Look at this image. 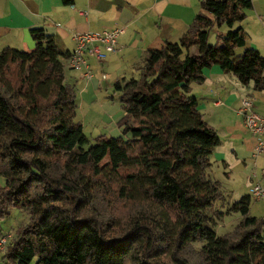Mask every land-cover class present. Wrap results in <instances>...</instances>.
Wrapping results in <instances>:
<instances>
[{
    "label": "trees",
    "instance_id": "obj_1",
    "mask_svg": "<svg viewBox=\"0 0 264 264\" xmlns=\"http://www.w3.org/2000/svg\"><path fill=\"white\" fill-rule=\"evenodd\" d=\"M200 5L179 41L149 49L138 78L114 83L125 113L122 134L99 135L95 143L75 119L76 92L65 76L70 52L54 34L34 27V49L0 50V222L14 208L30 215L0 251L3 260L264 264V218L251 215L250 194L229 208L241 215L232 232L214 229L209 211L226 196L209 169L221 139L189 94L215 65L264 90V56L247 46L237 25L253 3Z\"/></svg>",
    "mask_w": 264,
    "mask_h": 264
},
{
    "label": "crops",
    "instance_id": "obj_2",
    "mask_svg": "<svg viewBox=\"0 0 264 264\" xmlns=\"http://www.w3.org/2000/svg\"><path fill=\"white\" fill-rule=\"evenodd\" d=\"M200 2L201 0H74L73 4H64L63 0H0V50L6 47L28 51L34 49L35 42L30 30L45 27L54 34L60 50L71 53L75 49L73 37L76 33H100L121 26L124 27V33L120 35L117 50L108 54L100 69L105 70L106 67L115 70L117 77L112 83L114 85L123 78L139 77L133 75L139 74L149 49L156 48L165 40L179 41L196 15L203 10ZM252 3L251 8L244 10L245 19L237 25H241L246 32L247 46L264 56V0H252ZM242 51L243 49L238 50L239 53ZM93 61L95 60H90L92 68L95 63L98 64ZM67 68L71 69L65 63L66 81L73 87L74 79L77 81L76 87L81 81L84 82L80 92L85 94L95 80L88 82L82 72L73 70L77 74H72L66 71ZM222 73L226 72L218 65L204 69L205 81L202 84L209 85L210 80L211 83L217 82ZM68 75L71 79H68ZM260 93L264 95V90ZM218 101L221 102L220 105L223 104L218 99L213 105L220 106L215 104ZM263 165L264 159L262 168Z\"/></svg>",
    "mask_w": 264,
    "mask_h": 264
},
{
    "label": "rangeland",
    "instance_id": "obj_3",
    "mask_svg": "<svg viewBox=\"0 0 264 264\" xmlns=\"http://www.w3.org/2000/svg\"><path fill=\"white\" fill-rule=\"evenodd\" d=\"M225 29V26L220 28L222 31ZM217 33L216 30L212 32L210 42L217 41ZM161 46L162 44L156 48ZM98 64L95 63L93 66L94 78L87 79L88 82H94V80L95 82L85 94L80 92L85 83L81 81L76 87L77 81L72 80L77 103L75 119L84 125L91 143H95L99 135H121L122 129L118 122L125 115L120 98L121 93L116 92L112 84L117 77L115 70L106 67L105 70H100L103 64ZM66 71L77 74L69 68ZM104 74L107 78L102 80ZM221 75L217 82L211 83L210 80L209 85L193 83L189 93L197 98L204 119L218 132L221 139L214 150L211 158L213 164L209 169L210 177L221 183L226 196L217 201L209 211L218 235L235 229L241 220V215L230 211V206L239 201L243 195L251 194V189L261 179L263 159L255 155L257 137L250 131L237 111L243 98L246 95H253L256 111L264 115V95L260 91L254 90L253 85L248 87L243 85L232 72ZM133 76L138 77L139 74L135 73ZM68 79H71L69 75ZM218 99L222 100L223 104L213 105V102ZM250 212L253 216L264 218V198L260 200L252 198ZM29 217L28 209L14 208L10 216L1 220L0 231L3 235H9L10 241L19 235V229L28 223ZM193 245L195 249H200L202 246L201 243L196 242ZM3 252H0V264H13L3 260Z\"/></svg>",
    "mask_w": 264,
    "mask_h": 264
},
{
    "label": "built area",
    "instance_id": "obj_4",
    "mask_svg": "<svg viewBox=\"0 0 264 264\" xmlns=\"http://www.w3.org/2000/svg\"><path fill=\"white\" fill-rule=\"evenodd\" d=\"M124 33V27L118 26L106 29L100 33L85 32L76 33L73 37L76 45L75 49L69 54L65 61L67 65L75 71H80L83 76L92 80L94 71L90 60L98 63L106 60L109 53L115 52L119 44L120 35ZM107 76L104 74L103 79ZM220 101L216 105H220ZM238 113L243 117L245 124L250 131L257 137L256 153L264 159V116L256 111L253 96L243 98ZM251 198L260 200L264 198V165L262 168L261 179L255 183L251 189ZM9 235L0 236V251L6 250L9 244Z\"/></svg>",
    "mask_w": 264,
    "mask_h": 264
}]
</instances>
